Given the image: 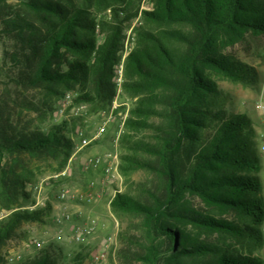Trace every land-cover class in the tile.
Here are the masks:
<instances>
[{
  "label": "trees",
  "instance_id": "16d2710c",
  "mask_svg": "<svg viewBox=\"0 0 264 264\" xmlns=\"http://www.w3.org/2000/svg\"><path fill=\"white\" fill-rule=\"evenodd\" d=\"M16 1L0 0V35L13 40L15 85L55 97L75 92L74 102L93 112L108 108L126 24L138 17L142 0ZM140 18L125 60L124 92L135 102L120 165L126 185L136 188L117 193L111 209L139 217L146 243L120 253L142 264H262L253 254L264 222L255 131L246 114L224 110L213 77L255 81L256 71L224 50L247 36L264 37V0H155ZM22 119L23 110L0 106V207L12 211L0 220V264L20 228L50 214L49 204L17 209L30 197L28 162L66 163L73 149L65 123L43 132ZM136 172L154 179L134 183ZM56 255L48 247L16 264H57ZM84 260L77 253L70 264Z\"/></svg>",
  "mask_w": 264,
  "mask_h": 264
},
{
  "label": "rangeland",
  "instance_id": "374dc122",
  "mask_svg": "<svg viewBox=\"0 0 264 264\" xmlns=\"http://www.w3.org/2000/svg\"><path fill=\"white\" fill-rule=\"evenodd\" d=\"M17 3L7 0L12 6ZM154 3L155 0H142L138 17L126 24L121 61L113 72L115 97L108 108L96 112L85 103H75V92L55 97L41 89L16 86L14 76L17 72L8 60L13 40L0 35V106L7 104L15 113L23 110L22 126L39 128L43 132L65 123V134L73 141L66 163L61 159L28 162L29 174L26 176L29 183L24 191L30 197L21 199L17 209L34 211L49 204L51 210L43 222L26 224L18 230L2 250L5 264L33 259L48 247L56 250L57 264H70L77 253L85 256L83 264H142L130 258V254L123 257L120 253L124 248H130L132 252L139 250L140 245L146 243L141 220L134 215L113 212L111 202L117 193L136 188L131 183L126 185L120 171L124 124L135 102L124 92L125 60L134 47L136 30L142 24L141 11H152ZM224 53L231 54L257 73L255 81L248 85L218 77L213 79L221 93L219 102L224 110L228 114H246L252 121L261 181L259 197L264 207V155L258 148L259 136L264 133V37L247 36ZM27 102L33 105L31 111L22 108ZM102 127L104 131L97 140L80 148L83 139L95 137ZM97 159L100 160L98 165L95 164ZM107 168H110L109 172H106ZM130 178L134 183H149L154 179L143 172L133 173ZM187 201L195 207L201 206L197 199L187 197ZM11 212L0 207V220ZM84 227H93V230L84 241H77L76 234ZM259 229L262 241L253 254L264 264V222ZM34 239L42 242L40 247L32 244ZM103 253L104 259H95Z\"/></svg>",
  "mask_w": 264,
  "mask_h": 264
},
{
  "label": "built area",
  "instance_id": "2783aa9c",
  "mask_svg": "<svg viewBox=\"0 0 264 264\" xmlns=\"http://www.w3.org/2000/svg\"><path fill=\"white\" fill-rule=\"evenodd\" d=\"M262 126L264 127V112H263V117H262ZM103 131H104V127H102L100 129V131L98 132V134L95 137H93L91 139H83L80 148H84V147L88 146L89 144H91L93 141L97 140L99 135H101ZM258 148H259L260 153L264 155V133H261L259 136ZM99 162H100L99 159L95 160V164L98 165ZM109 171H110V168H107L106 172H109ZM66 218H67V220H69L68 216ZM92 230H93V227L82 228V230L78 231V233L76 234V237H75L76 240L77 241H84L86 239V236L89 235L92 232ZM32 244H34L37 247H40L42 242L38 239H34L32 241ZM105 256L106 255L103 253V254L96 256L95 259L96 260L104 259Z\"/></svg>",
  "mask_w": 264,
  "mask_h": 264
}]
</instances>
